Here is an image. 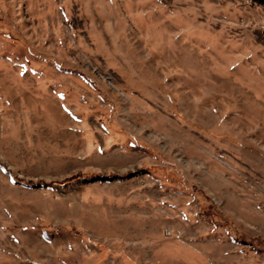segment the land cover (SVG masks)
I'll list each match as a JSON object with an SVG mask.
<instances>
[{
	"label": "rangeland",
	"instance_id": "374dc122",
	"mask_svg": "<svg viewBox=\"0 0 264 264\" xmlns=\"http://www.w3.org/2000/svg\"><path fill=\"white\" fill-rule=\"evenodd\" d=\"M0 161V264H264V3L0 0Z\"/></svg>",
	"mask_w": 264,
	"mask_h": 264
},
{
	"label": "trees",
	"instance_id": "16d2710c",
	"mask_svg": "<svg viewBox=\"0 0 264 264\" xmlns=\"http://www.w3.org/2000/svg\"><path fill=\"white\" fill-rule=\"evenodd\" d=\"M260 2H263L264 3V0H259ZM0 165H4L3 163H1V161H0ZM6 170L8 171V172H10V170L8 169V168H6ZM136 173H130L128 176H133V175H135ZM127 176V177H128ZM115 177H117V176H114V175H111V176H105V175H95V176H93L92 178H83L84 179V181H89V182H92V181H96V180H108V179H113V178H115ZM73 179H75V178H73ZM78 179V178H77ZM28 184V183H27ZM31 185V184H30Z\"/></svg>",
	"mask_w": 264,
	"mask_h": 264
}]
</instances>
